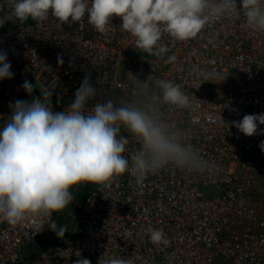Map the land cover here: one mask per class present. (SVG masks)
<instances>
[{
  "label": "built area",
  "instance_id": "1",
  "mask_svg": "<svg viewBox=\"0 0 264 264\" xmlns=\"http://www.w3.org/2000/svg\"><path fill=\"white\" fill-rule=\"evenodd\" d=\"M0 9L10 14V0H0ZM121 23L114 17L100 33L87 16L60 24L49 15L0 27V51L14 74L0 80V127L12 114L10 103L39 97L42 84L55 85L56 112L73 102L85 75L101 101L142 100L147 92L159 103L156 82L171 81L190 107L161 105L164 117L213 170L170 164L142 187L127 173L105 186L83 184L72 204L53 216L65 229L60 236L49 222L37 227L35 220L11 225L0 219V264H76L80 258L98 264L113 257L133 264H264V135L248 137L231 126L246 114L264 113V33L246 29L238 11L188 41L165 33L160 44L168 51L157 57L137 48ZM25 80L36 85L31 96L21 87ZM120 134L130 156L140 145L126 129ZM150 226L164 230L167 246L150 242Z\"/></svg>",
  "mask_w": 264,
  "mask_h": 264
},
{
  "label": "clouds",
  "instance_id": "2",
  "mask_svg": "<svg viewBox=\"0 0 264 264\" xmlns=\"http://www.w3.org/2000/svg\"><path fill=\"white\" fill-rule=\"evenodd\" d=\"M11 13L0 9V27L11 21L29 19L42 22L54 17L60 24L88 23L100 33L119 17L120 28L135 37L144 53L161 56L168 51L160 44L166 33L177 41L196 37L206 26L231 18L238 11L244 27L264 33V0H10ZM175 57H169V61ZM7 53L0 51V80L12 79ZM211 75V73H207ZM159 103L149 99L117 101L111 96L97 100L98 90L85 75L75 98L62 111H53L51 98L55 85L42 84L40 96L31 101L10 103L12 114L0 127V219L11 225L35 220L37 227L49 222L58 236L63 226L53 219L72 204L75 189L83 184L105 186L124 174L142 187L149 175L168 165L193 171H212L213 165L182 143L181 130L170 123L161 105L177 109L190 107L189 97L180 85L156 82ZM32 95L36 85L25 80L21 86ZM140 88L146 84L140 82ZM95 101L94 104L90 102ZM264 113L246 114L234 126L245 136L264 135ZM126 129L140 147L126 156ZM264 152V141L259 145ZM150 242L167 246L163 229L148 228ZM76 264H91L80 258ZM98 264H133L131 259L101 258Z\"/></svg>",
  "mask_w": 264,
  "mask_h": 264
},
{
  "label": "rangeland",
  "instance_id": "3",
  "mask_svg": "<svg viewBox=\"0 0 264 264\" xmlns=\"http://www.w3.org/2000/svg\"><path fill=\"white\" fill-rule=\"evenodd\" d=\"M216 264H231V263L227 260H220Z\"/></svg>",
  "mask_w": 264,
  "mask_h": 264
},
{
  "label": "trees",
  "instance_id": "4",
  "mask_svg": "<svg viewBox=\"0 0 264 264\" xmlns=\"http://www.w3.org/2000/svg\"><path fill=\"white\" fill-rule=\"evenodd\" d=\"M43 244H44V241H43Z\"/></svg>",
  "mask_w": 264,
  "mask_h": 264
}]
</instances>
